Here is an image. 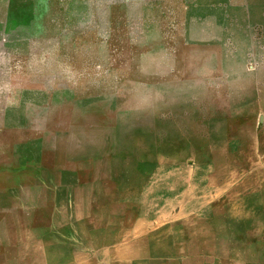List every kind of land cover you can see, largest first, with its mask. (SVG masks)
Segmentation results:
<instances>
[{"label":"rangeland","instance_id":"rangeland-1","mask_svg":"<svg viewBox=\"0 0 264 264\" xmlns=\"http://www.w3.org/2000/svg\"><path fill=\"white\" fill-rule=\"evenodd\" d=\"M259 3L0 0V264H54L39 261L52 232L19 205L68 149L140 166L264 162L250 127L264 144Z\"/></svg>","mask_w":264,"mask_h":264},{"label":"crops","instance_id":"crops-1","mask_svg":"<svg viewBox=\"0 0 264 264\" xmlns=\"http://www.w3.org/2000/svg\"><path fill=\"white\" fill-rule=\"evenodd\" d=\"M259 124L250 121L260 151ZM141 163L91 162L88 150L68 149L51 177L35 176L38 200L21 198L19 213L52 232L39 261L264 264V162Z\"/></svg>","mask_w":264,"mask_h":264}]
</instances>
